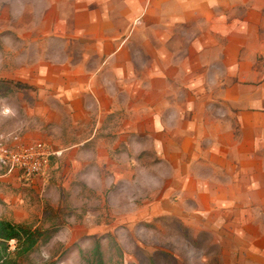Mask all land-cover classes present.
<instances>
[{
    "label": "rangeland",
    "instance_id": "rangeland-1",
    "mask_svg": "<svg viewBox=\"0 0 264 264\" xmlns=\"http://www.w3.org/2000/svg\"><path fill=\"white\" fill-rule=\"evenodd\" d=\"M83 1L90 10L92 0ZM98 2L102 8L111 0ZM132 5L142 13L128 28L131 39L125 34L120 42L98 44L88 31L98 18L100 34H106L107 10L59 12L54 0H0V134H19L55 150L69 147L39 176L0 179V217L46 230L22 264H98L97 245L105 264H187L176 255H186L193 234L186 220L172 213L179 210L172 200L181 193L166 188L171 147L162 158L152 121L162 84L142 73L155 64L157 43L142 41L138 26L146 17L155 22V10H149L151 0H132ZM117 48L123 53L116 65L128 64L132 74H102L93 86V68L103 67L107 53ZM99 51L104 54L98 61ZM109 81L121 105L109 122L115 147L97 155L91 146L96 141H89L76 155L75 145L97 127L92 117L101 105L94 92L102 94ZM123 104L131 109L125 111ZM145 118L149 121H141ZM210 237L202 232L195 243L202 246ZM190 252L196 260L202 256Z\"/></svg>",
    "mask_w": 264,
    "mask_h": 264
},
{
    "label": "crops",
    "instance_id": "crops-1",
    "mask_svg": "<svg viewBox=\"0 0 264 264\" xmlns=\"http://www.w3.org/2000/svg\"><path fill=\"white\" fill-rule=\"evenodd\" d=\"M54 1L59 12L65 7L89 10V2L83 0ZM98 1L92 0L89 11L107 10L109 19L102 35L99 19L91 20L93 30L88 32L95 42H120L125 34L131 39L128 28L142 13L132 0H111L102 8ZM151 2L149 10H155V22L146 17L138 34L145 42L154 38L157 49L155 64L150 62L142 73L155 76L162 84L156 91L151 120L162 158L171 147V184L166 188L181 193L172 200L179 207L172 213L186 220L193 234L186 255L176 256L187 264H264V0ZM122 53L118 48L108 52L103 67L93 68V86L102 74H117L118 70L124 77L132 74L128 64L115 63ZM103 54L95 53L96 59ZM110 83L102 94L94 92L100 111L94 117H84L95 118L97 127L75 145L76 155L81 153L80 145L89 141H96L91 146L98 149L97 155L115 147L111 146L114 134L111 136L109 122L121 105ZM123 106L131 109L130 104ZM27 139V143L43 142ZM47 145L57 152L55 156L68 154L69 147L55 150ZM108 162L114 161L109 157ZM0 172V179L21 178L22 174L18 169ZM161 201L166 199L161 197ZM202 232L211 235L210 242L199 246L195 241ZM161 247L168 250L166 244ZM192 250L202 256L196 260Z\"/></svg>",
    "mask_w": 264,
    "mask_h": 264
},
{
    "label": "built area",
    "instance_id": "built-area-1",
    "mask_svg": "<svg viewBox=\"0 0 264 264\" xmlns=\"http://www.w3.org/2000/svg\"><path fill=\"white\" fill-rule=\"evenodd\" d=\"M56 154L44 142L27 143L19 134H0V170L8 173L18 169L26 177L39 176Z\"/></svg>",
    "mask_w": 264,
    "mask_h": 264
},
{
    "label": "trees",
    "instance_id": "trees-1",
    "mask_svg": "<svg viewBox=\"0 0 264 264\" xmlns=\"http://www.w3.org/2000/svg\"><path fill=\"white\" fill-rule=\"evenodd\" d=\"M46 230L8 218H0V264H22L46 235ZM98 264H105L96 246Z\"/></svg>",
    "mask_w": 264,
    "mask_h": 264
}]
</instances>
